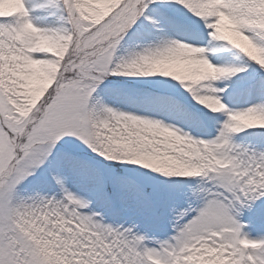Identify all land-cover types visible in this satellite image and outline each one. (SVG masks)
Here are the masks:
<instances>
[{"label": "snow or ice", "instance_id": "6c2138e0", "mask_svg": "<svg viewBox=\"0 0 264 264\" xmlns=\"http://www.w3.org/2000/svg\"><path fill=\"white\" fill-rule=\"evenodd\" d=\"M0 264H264V0H0Z\"/></svg>", "mask_w": 264, "mask_h": 264}, {"label": "rangeland", "instance_id": "374dc122", "mask_svg": "<svg viewBox=\"0 0 264 264\" xmlns=\"http://www.w3.org/2000/svg\"><path fill=\"white\" fill-rule=\"evenodd\" d=\"M50 20H53L54 22H57V24L59 23V21L54 18V17H49ZM57 24H53L54 26L57 25ZM217 56H221V60H227L229 63H233V62H236L235 61V53L233 52H221V53H217L216 54ZM117 79H123V78H117ZM241 103H243V101L241 100ZM232 104H229V107H231ZM245 134L244 133H241L240 134V137H244ZM240 137H238V141L240 139ZM253 141V137L251 135V133L242 141L243 143H246V144H251ZM160 238H163V235H161Z\"/></svg>", "mask_w": 264, "mask_h": 264}, {"label": "bare ground", "instance_id": "6f19581e", "mask_svg": "<svg viewBox=\"0 0 264 264\" xmlns=\"http://www.w3.org/2000/svg\"><path fill=\"white\" fill-rule=\"evenodd\" d=\"M52 22H53V24H57V22H54L53 20H52ZM209 59L212 60L213 63H217V62H218L217 60L212 59L211 56H209ZM219 62H220V63H228L227 61H222V60H219Z\"/></svg>", "mask_w": 264, "mask_h": 264}]
</instances>
